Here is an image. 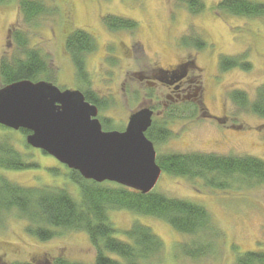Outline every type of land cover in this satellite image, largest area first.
Instances as JSON below:
<instances>
[{"label": "rangeland", "instance_id": "1", "mask_svg": "<svg viewBox=\"0 0 264 264\" xmlns=\"http://www.w3.org/2000/svg\"><path fill=\"white\" fill-rule=\"evenodd\" d=\"M219 1L204 0V10L190 14L178 0H43L48 12L26 22L20 16L18 0H4L0 4V59L11 62L22 57L14 37L20 30L27 39L26 48L37 51L47 63V75L53 84L60 89L82 91L88 87L106 101L98 111L99 118L110 119L103 128L123 130L130 113L141 104L137 81L125 82L126 74L139 68L174 64L180 55L189 52L187 48L180 50L183 45L178 36L190 41L197 38L205 46L190 52L199 51L194 61L201 68L197 73L204 88V106L210 114L227 116L226 125L201 116L169 123L172 135L154 145L156 154L214 152L264 160V118L229 97L232 91L240 90L254 100L256 89L264 83V17L220 13L216 10ZM110 15L130 18L137 26L132 31H111L105 20L104 26L102 23V17ZM77 29L96 39V49L85 58L88 75L83 79L76 76L65 48L67 35ZM103 48L104 54H110L104 58V71L100 64ZM221 56L243 58L250 69L222 70ZM45 79L48 78L43 74L37 80ZM5 140L36 167L0 169V174L23 186L62 187L77 195L68 167L41 150L25 147V135L19 130L0 128V143ZM221 180L225 184L217 187L201 178L162 173L153 189L169 198L203 206L216 235L181 234L160 219L126 210L111 211L109 217L120 230L138 221L162 240L161 261L152 264H235L236 257L246 251H264V182L250 184L235 177ZM26 226L16 212L4 218L0 224V264H41L56 257L92 263L95 250L83 231L56 228L53 237L43 241L28 233ZM117 237L122 238V234ZM197 240L209 244L211 251L197 258L184 254L180 246L190 247Z\"/></svg>", "mask_w": 264, "mask_h": 264}, {"label": "trees", "instance_id": "2", "mask_svg": "<svg viewBox=\"0 0 264 264\" xmlns=\"http://www.w3.org/2000/svg\"><path fill=\"white\" fill-rule=\"evenodd\" d=\"M190 14L204 10V0H178ZM4 0H0V4ZM19 13L26 22L48 12L43 0H18ZM216 10L239 17H264V2L254 0H220ZM111 31L136 28L137 22L130 18L103 16L102 23ZM15 40L21 49V56L9 62L0 59V86L14 81L28 79L37 81L40 75L51 81L48 66L42 56L33 49L26 48L27 39L20 30L14 33ZM198 47L201 48L199 45ZM65 48L72 59L76 76H86L85 58L96 49V39L85 30L70 32L65 39ZM236 57L221 56L219 65L222 70L240 67L250 69L247 61ZM85 99L99 109L103 99L91 90H83ZM230 99L240 107L249 109L264 118V83L256 89V97L249 100L247 94L240 90L230 93ZM104 102H106L104 100ZM102 125L107 127L110 119L101 118ZM2 129H9L0 125ZM107 130V128H104ZM27 135L29 131L19 130ZM146 137L154 145L164 142L172 135L165 127L153 124L146 132ZM25 147L29 148L28 144ZM44 154V151H42ZM156 163L162 173L189 179L201 178L207 184L217 187L224 185L223 178H238L253 183L264 182V160L250 155L218 154L214 152H187L157 154ZM36 167V164L25 161L24 156L7 140L0 143V169L24 170ZM69 178L76 188L74 196L62 187L23 186L0 174V224L7 214L16 212L17 217L27 222L26 231L40 240L53 237L56 228L83 231L95 250L92 263L70 261L56 257L46 259L41 264H152L161 261L162 240L152 230L138 221L120 230L111 222V211L126 210L137 215L150 216L167 223L181 234H198L209 232L216 235L208 211L198 204L175 198H169L152 190L143 194L115 182L97 183L84 179L78 171L69 169ZM121 233L122 238L117 234ZM197 241L187 246H180L184 254L193 258L203 256L211 251L209 244ZM183 245V244H182ZM28 264V263H15ZM235 264H264V251H246L236 257Z\"/></svg>", "mask_w": 264, "mask_h": 264}, {"label": "water", "instance_id": "3", "mask_svg": "<svg viewBox=\"0 0 264 264\" xmlns=\"http://www.w3.org/2000/svg\"><path fill=\"white\" fill-rule=\"evenodd\" d=\"M152 113L138 108L124 130H103L97 106L78 89L28 79L0 86V125L29 131L26 144L86 180L115 182L143 194L153 190L162 173L145 135Z\"/></svg>", "mask_w": 264, "mask_h": 264}, {"label": "flooded vegetation", "instance_id": "4", "mask_svg": "<svg viewBox=\"0 0 264 264\" xmlns=\"http://www.w3.org/2000/svg\"><path fill=\"white\" fill-rule=\"evenodd\" d=\"M167 35H170L169 30H167ZM178 39L181 42L180 44L184 46L180 50L183 51L184 48H187L189 52L185 55H180L174 64H169L167 67L155 65L139 68L124 77L125 82L128 79L137 81L138 88H136V93L141 101L139 108L148 107L153 112L149 128L153 124L157 125L159 123V125H163L165 123V127L169 130V123L178 122L179 119H185L186 117L189 121H192L197 116H201L202 119L210 118L219 124L226 125L227 116L220 117L210 114L204 106V88L197 73L201 68L194 61L199 51L190 52L192 51L191 49L199 50L204 48V42L197 38L190 41L189 38L181 35L180 37L178 36ZM179 42L177 45H179ZM199 45L201 48L198 47ZM176 47L178 48V46ZM109 55V52L104 54L103 48L102 61L100 63L102 71H104V58ZM87 75L86 72V78ZM88 89V87L85 88V90ZM102 102L104 103V99ZM157 105H159L158 108Z\"/></svg>", "mask_w": 264, "mask_h": 264}]
</instances>
